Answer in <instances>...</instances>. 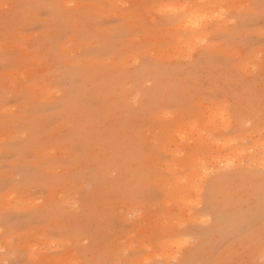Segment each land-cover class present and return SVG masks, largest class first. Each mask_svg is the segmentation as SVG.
Listing matches in <instances>:
<instances>
[{
	"label": "rangeland",
	"instance_id": "374dc122",
	"mask_svg": "<svg viewBox=\"0 0 264 264\" xmlns=\"http://www.w3.org/2000/svg\"><path fill=\"white\" fill-rule=\"evenodd\" d=\"M0 264H264V0H0Z\"/></svg>",
	"mask_w": 264,
	"mask_h": 264
},
{
	"label": "bare ground",
	"instance_id": "6f19581e",
	"mask_svg": "<svg viewBox=\"0 0 264 264\" xmlns=\"http://www.w3.org/2000/svg\"><path fill=\"white\" fill-rule=\"evenodd\" d=\"M180 8H182V7H180ZM176 11H177V10H176ZM180 11H181V12H184V11H185V8H184V9H183V8L180 9ZM189 14H192V15H190V18H191V19H194V18H195L194 20H195V22H196V23H194L191 19H188V17H187V19H188L189 21L187 20L186 23H187V22H188V23L191 22V23H189V26H191L193 23H194V25L197 24L196 18L200 19V22H201V17H203L202 19L204 20V19H205V15H206V14H204V16H203L202 13L200 14L199 11H195V10L192 11V12H190ZM198 14H199V15H198ZM200 15H201V17H200ZM187 16H188V15H187ZM197 16H199L200 18L197 17ZM206 17H207V15H206ZM190 20H191V21H190ZM203 20H202V21H203ZM200 22H199V20H198V23H199V24H200ZM186 23L184 22V24H186ZM208 23H209V22H208ZM190 24H191V25H190ZM199 24H197V25H195V26L192 25V26H193V27H196V26H198ZM182 25H183V24H182ZM184 26H185V25H184ZM189 26L187 25V27H186V26H185V27L188 28ZM192 26H191V29H192ZM189 28H190V27H189ZM189 30H190V29H189ZM199 35H200V34H199ZM195 37H196V36H195ZM196 39H197V38H196Z\"/></svg>",
	"mask_w": 264,
	"mask_h": 264
}]
</instances>
